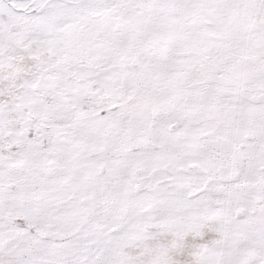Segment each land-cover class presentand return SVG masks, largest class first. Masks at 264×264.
<instances>
[{"label":"snow or ice","instance_id":"snow-or-ice-1","mask_svg":"<svg viewBox=\"0 0 264 264\" xmlns=\"http://www.w3.org/2000/svg\"><path fill=\"white\" fill-rule=\"evenodd\" d=\"M0 264H264V0H0Z\"/></svg>","mask_w":264,"mask_h":264}]
</instances>
